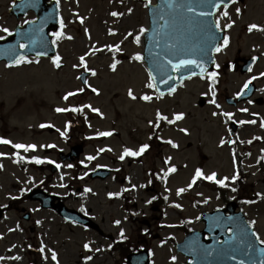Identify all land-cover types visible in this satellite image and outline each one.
Listing matches in <instances>:
<instances>
[{"label":"rangeland","instance_id":"obj_1","mask_svg":"<svg viewBox=\"0 0 264 264\" xmlns=\"http://www.w3.org/2000/svg\"><path fill=\"white\" fill-rule=\"evenodd\" d=\"M143 1L60 0L65 24L63 31L67 37H72L64 38L58 47L64 67L57 68L50 60H30L31 63L7 68L0 64V137L13 143L37 145L35 150L27 153L20 150L21 155L40 156L46 158L47 162L58 159V153L46 154L47 145L60 142L62 144L59 145H63L59 140L64 139L48 132L42 133L41 124L54 125L60 133L66 130V136L79 133L80 127L70 125L73 111L57 112V107L80 108L91 105L100 109L103 115L83 107L80 113L97 117L91 122L90 130H86L87 134L110 129L120 133L118 138L89 143L81 158L86 166L92 163L87 159L88 156H94L96 163L101 165L109 164L113 157L121 155L123 144L136 147L141 142L150 145L141 163L131 166L126 163L118 174L123 176L126 173L127 180L137 185L125 202L112 199L108 193L118 192L123 185L128 187L126 182L118 184L112 179L76 180L70 188L75 170L67 167V164L59 173L52 174L45 163L27 166L24 160L16 162L13 153L17 150L11 145L1 147L0 153L7 155L0 156V164L3 165L0 168V203L10 207L0 220V257L4 258L0 259V264H56L51 259L52 251L57 253L59 264H123L124 257L108 247L114 239H121V229L130 244L151 250L153 264H182L188 258L177 255L174 246L176 241L172 239L181 241L185 236V226L194 228L202 210L223 206L225 198L235 199L239 203L250 220L256 221L259 235L264 238V160L260 159L264 156L261 151L264 149V128L260 126V121L264 120V104L255 102V98L264 99V77L259 75L264 72V31L249 32L247 27L251 23L264 26V0H239L228 9L229 17L219 15L221 26L230 20L235 21L229 31L227 47L217 54L220 68L217 70L219 75L214 90L219 108L209 102L213 99L210 91L212 82L206 77L190 79L174 95L160 99L156 98L155 89L146 87V64L132 58L137 52L143 55L144 51V35L137 45L134 42L135 34L141 26H149L148 8L144 6L147 0ZM12 2L0 0V29L7 27L10 32L15 25H25L24 21L34 19V15L20 18L11 16L9 9ZM128 8L133 11L128 13ZM237 8L241 9L240 13L236 12ZM113 11L124 15L113 17ZM79 17L84 18L83 23ZM109 29H113L114 34H110ZM129 32L133 35L128 36ZM0 36H6V33L0 30ZM115 44L120 45L121 51L114 52L104 47ZM93 48L99 51L93 52ZM85 53H89L85 57L88 67L96 71V75L91 74L88 79L91 88H85L79 78L85 69L73 67L80 63L79 57ZM250 56L258 57L250 73L244 75L239 70L229 68V63ZM113 60L119 61L115 70L110 67ZM252 76L257 77L253 81L258 86L252 102H243L236 107L226 104L225 98L238 96L237 93L241 92L244 83ZM80 88L84 91L77 92ZM92 88L98 91L91 93ZM129 89L136 99L128 95ZM68 92L76 94L65 100L64 96ZM146 93L153 95L151 101L141 99ZM201 98L206 101L204 106H200ZM242 108L248 111L241 112ZM157 110L169 119H173L178 112L185 115L166 128L168 122L161 120L163 131L155 136L153 124L157 122ZM214 112L217 115H213ZM223 112H231L233 117L229 119ZM253 113L258 115L254 116ZM241 120L257 122L238 123ZM233 121L239 125L237 131L230 127ZM77 124L80 126V122ZM181 129H187V132ZM114 139L118 141L114 143ZM221 139L226 141L223 145L220 144ZM168 140L178 147H173ZM229 140L235 143H227ZM249 140L251 143H248ZM100 148L106 150L99 152ZM97 152L102 154L98 156ZM168 157H171L170 161ZM173 164L180 170L168 175L166 180L161 179ZM200 166L205 174L215 171L218 179L225 176L230 178L237 173L238 179L226 181L229 187L213 181L196 183L177 196L176 190L186 187L195 169ZM150 177L154 182L149 184ZM42 183H45L47 190L64 196L72 191L73 198L66 205L76 209L83 207L87 215L100 226L102 233L67 223L56 212L43 209L38 202L25 198L26 194ZM86 188L92 191L85 193ZM232 188L237 190L234 192ZM153 196L157 198L147 203ZM158 201L161 202L160 209L155 210ZM175 203L181 204L182 208L172 207ZM22 208L31 213L30 221L23 218ZM116 220L121 223L115 224ZM161 241L164 243L161 244ZM85 243L91 244V250L83 247ZM41 247L45 248L43 253L39 251ZM96 248L101 251L96 252ZM88 255L93 259L86 261L84 257ZM173 255L178 257L176 263L170 259ZM17 256L20 259H13Z\"/></svg>","mask_w":264,"mask_h":264},{"label":"snow or ice","instance_id":"obj_2","mask_svg":"<svg viewBox=\"0 0 264 264\" xmlns=\"http://www.w3.org/2000/svg\"><path fill=\"white\" fill-rule=\"evenodd\" d=\"M121 3H123V0H120ZM235 0H199V3L196 4L195 6L192 3H185L184 0H162V2L159 5H156L155 7H153L152 10V15H153V23L157 24L158 27L153 28L152 32H153V38H158L157 43H156V47L157 48H162L163 51L162 52H158L156 53V56L153 58V68H150L148 70V83L146 85L147 88L149 89H155V95L157 99H160L161 97H163L165 95V93L163 91H161L158 87H157V76H156V72H160L161 73V77L159 79V83L160 84H167L168 81L173 79V76L169 74V68L173 71V72H180V71H184L186 73H188V77L187 78H191L192 76H196V75H200L202 78L206 77L208 80H210L212 83L210 85V91L212 94L213 99H211L209 102L212 104H215L218 108L220 107V105H218L216 103L215 100V95L216 92L214 90V85L217 82V77L219 75V73L217 71H207V68L205 67V61L207 59H210V57L208 56V53H211L212 51L215 52H221L224 48L227 47L228 43H229V37L227 35H223L218 36L217 35V30L219 31H223V28H231L233 26V24L235 23V21H229L228 23L223 25V28L221 26V22L220 19H216L214 23L209 22L206 20L207 17H210L213 15V13L211 11H204L201 10L199 12H197L198 8H211V9H220L221 5H223L224 10L220 13V15L222 17H229V12H228V3H234ZM60 5V0H56V7L59 8ZM153 5V0H147V3L144 5L146 8L150 7ZM128 13H131L133 11L132 8H128L127 9ZM237 13L241 12V9L237 8L236 9ZM111 15L113 17H120L122 15H124V13L118 12V11H113L111 12ZM185 16H189V23L193 24L201 33V42L199 44V46L197 47H193L190 45L188 38L185 36V34L183 32H180V29L177 27L178 22L181 21ZM80 22L83 23L84 22V18L83 17H79ZM159 21H163L162 24L159 23ZM24 23H30V21H24ZM59 26H60V30L59 31H53L52 32V36L55 37V39L52 41L53 44H56L58 40H60L61 38H63L65 36V33L63 31L65 24H64V20L61 17L59 20ZM248 31L252 32L253 30H258V31H264V26H261L257 23H251L248 26ZM2 30L4 33L6 34H11L10 33V29L7 27H3ZM171 30V31H169ZM149 31V28L141 26L139 29V32L137 34H135L134 36V42L139 45L141 42V36L144 35L145 33H147ZM85 32H88L87 29H85ZM109 33L110 34H114V30L113 29H109ZM174 33H179V35H174ZM133 33L129 32L128 36H132ZM68 39H72L71 36L67 37ZM90 38V37H89ZM0 39H4L3 36H0ZM222 39L223 43H219L218 41ZM159 41H163V43L161 44ZM34 43V41H32ZM20 48H26L27 44H20L19 45ZM104 47L108 48L110 51H114V52H119L121 51L120 45L119 44H115V45H105ZM95 51H99V49L93 48V52ZM0 54H4V55H10L12 58L10 59V63L8 66H12V65H20L23 63H31V61L29 60L27 55H24L23 53L20 54H16L15 53V48L13 46H8L6 49L0 51ZM46 52H39L37 53V56L40 55H46ZM89 55V53H85V55H82L79 57V61L80 63L78 65H73V67H83L85 69V71L90 72L93 76L96 75V71L93 68H89L87 61L85 59V57ZM162 57V59H161ZM135 60L138 61H143L144 57L141 53L137 52L135 53V55L132 57ZM53 59V63L55 64V66L57 68H59L61 66V57L57 54L54 57H52ZM255 60V58H253ZM119 63V61L113 60L112 64L110 65V67L115 70L117 67V64ZM215 67L217 69L220 68V65L217 63L215 64ZM194 69H198L199 72H197ZM249 71H251V69H249ZM260 76L264 77V72L259 73ZM181 79V83L183 82V78ZM257 79L256 76H252L248 81H246L243 85V89H247L249 87V84H251V82L253 80ZM85 84H88L87 80H84ZM88 87L91 88V85L88 84ZM243 89H241V92H238L237 95H241L243 92ZM84 89L80 88L77 89V92H83ZM93 92H97L98 90L95 88H92ZM176 91V87L175 86H171L168 88V92L169 94L174 93ZM76 93L75 92H68L65 96L64 99L68 100L69 97L74 96ZM128 95L132 98V99H136L137 97L133 94V91L131 89H129L128 91ZM206 95V93H205ZM141 99H143L144 101H151L153 99V95H149V94H144ZM252 101H249V103H251ZM83 107H88L91 108V110L93 112L96 113H100V109L98 108H94L91 105H85L82 106L80 108L77 107H71V108H60L57 107L56 111L57 112H67V111H73V112H77V111H82ZM241 112H247L248 109L247 108H242L240 109ZM101 115H103V113H100ZM185 113L183 112H178L174 114V118L173 119H169L168 116L164 115L163 113H161L159 110H157L156 112V119L157 121H167L169 124H173L178 120H181L184 118ZM213 115H217V113H213ZM223 115L225 117H228L229 119H231L233 117V113L231 112H223ZM253 115H258L257 113H253ZM257 121L256 120H248V121H238V123L240 124H245V123H249V124H255ZM149 123H153L152 121H149ZM52 126L54 127V125H46V124H41L40 127L44 128V127H49ZM158 126V124H157ZM260 126L262 128H264V120L260 121ZM181 131L187 132V129H181ZM62 136H66V130L64 132H61ZM97 136H111L112 132H97L96 133ZM169 144H172L173 147H178L177 144H175L172 140H168L167 141ZM226 141L224 139H221L220 144L223 145ZM0 143L2 144H8L11 145L14 149H16L17 151H15L13 153V155L16 157V162H19L21 160H31L34 161L36 164H42L45 162L46 158H41L40 156H31V157H27V156H23L21 155L20 150H23V152L27 153L29 151H33L37 148V145L34 143H13L12 140H8L5 139L3 137H0ZM227 143L230 144H234L235 141L234 140H229L227 141ZM248 143H251V140L248 141ZM47 147H55V145H47ZM150 147V145L148 143H143L139 146L138 149H133L131 147H125L123 149L122 154L119 156L120 160H124L125 157H138L141 156L148 148ZM106 149L105 148H100L99 152H104ZM109 151H111V149H107ZM262 152H264V149L261 150ZM7 155L6 153H0V156H4ZM233 158L235 161V153L233 154ZM88 160H94L95 157L94 156H88L87 157ZM169 161L171 160V157L167 158ZM261 160H264V156L260 157ZM53 164H56V167L59 168L60 165L56 163V161H50ZM259 162V161H258ZM81 163L83 164L84 161H81ZM3 165L0 164V168H2ZM67 167L71 168L73 167V165L69 164L67 165ZM177 171L176 166L173 164L170 167H168V169L164 172V176L161 177V179L166 180L168 175L170 173H175ZM85 175H87V173H85ZM199 179H203L206 181H213L218 185H221L223 187H229V185L226 183V181H228L229 179H231L232 181H236L238 179V173L236 175L231 176L230 178L225 176L221 179L217 178V173L215 171L209 173V174H205L204 170L201 168H197L195 169V173L191 178V181L189 183H187L186 187H180L176 190V195L180 196L182 193L186 192L188 189H191L197 182V180ZM151 183V180H149V184ZM131 187L133 189H135L137 187V185L133 184L131 185ZM141 187H144V185H141ZM128 189H124L123 191H127ZM236 188H232V191H236ZM86 192H91L92 189L90 188H86L85 189ZM121 195V192H109L108 196L109 197H118ZM199 195V194H198ZM258 196H260V193H257ZM157 197L153 196L151 198V200H148L147 203H151L153 200H155ZM165 199H167V197H165ZM205 203H207V200L204 201ZM247 203H253L254 201H246ZM174 206L176 208H182V205L179 203H175ZM0 207H4V206H0ZM197 219H199V217H197ZM229 220H231L232 218L229 217ZM37 223H40V221H37ZM115 224L119 225L121 223L120 220H116L114 222ZM250 225H255V221H249L248 222ZM217 226H219V223L217 224ZM169 227H173V225H169ZM12 229H10L11 231ZM145 231H147V229H145ZM228 231H232L231 228L228 229ZM241 231H244V229L242 228ZM252 235L255 236V239L259 242L260 245H264V238H261L260 235L258 233H256L254 231V229L252 230ZM120 238L121 239H126V237L124 236V230L121 229L120 230ZM230 239H232V237H230ZM164 241H161V244H163ZM29 247H31V245H29ZM83 247L87 250H91V244L90 243H85L83 245ZM109 248L112 247V245H108ZM249 248H252L253 245L251 243H249L248 245ZM39 251L41 253H43L45 251L44 247H41L39 249ZM96 252H100L101 249L100 248H96L95 249ZM261 252H264V249H260ZM0 259H4L3 257H0ZM13 259H20L19 256L14 257ZM51 259L53 261L56 262V264H59V261L57 259V253L55 251H52L51 254ZM84 259L86 261H90L93 259V257L91 255H88L86 257H84ZM171 261L175 262L177 261L178 257L173 255L170 257ZM232 259H235V256L232 257ZM241 264H243V261L241 262ZM261 264H264V260L261 261Z\"/></svg>","mask_w":264,"mask_h":264},{"label":"water","instance_id":"obj_3","mask_svg":"<svg viewBox=\"0 0 264 264\" xmlns=\"http://www.w3.org/2000/svg\"><path fill=\"white\" fill-rule=\"evenodd\" d=\"M44 1H46V0H44ZM184 1H187V0H184ZM194 1L195 0H190L188 2H190L192 4H196ZM38 4H39V0H20V1L16 2V6L13 7L12 12L16 9L18 11L20 8L22 9V7H24V9H25L23 14L26 13L29 9H34L38 14V25L43 26L49 17L48 15L42 14L44 12V10L47 9V6L44 5V6L39 8L37 6ZM52 8L54 10V14L52 15L54 17V23L51 27H49V29H51V28L55 29L56 23H57V15H58L57 9L58 8L56 7L55 1H53V7ZM202 10H207V9H202ZM212 10H214V9H212ZM21 13L20 14L17 13V14L21 15ZM207 18H208V21L212 22V16L207 17ZM189 19H190L189 16L184 17L181 21L178 22L177 27L180 29V32H183L185 34V36L188 38L190 45L193 47H197V46H199V44L201 42L200 31L193 24L189 23ZM159 23L162 24L161 21H159ZM151 24H152V27L145 37L146 46H147L146 53H145V60L147 61L149 68L154 67L153 66V58L156 56V53L163 51L162 48L156 47V43H157L158 38H153L152 29L158 27L157 24L153 23V18L151 19ZM32 25H33V23L31 22L25 28L17 29L15 31V34L12 35V37H9L6 39V41L4 42L6 45L0 46V51L6 49V47L8 46V43H11V45L15 48L16 54L28 53L29 49L32 47V45L37 42V38L34 39L32 37L40 35L38 30L35 29ZM169 31H171V30H169ZM174 35H179V33H174ZM219 36H221V35H219ZM21 41H25V43L27 44V47L25 50H19L18 49L19 42H21ZM32 41H34V43ZM159 42L161 44L163 43V41H159ZM43 44L48 45V47L50 49V53L48 55L53 57L54 56V47L51 44L50 35H48V29L47 28L45 31V37L43 38ZM208 56L210 57V59H207L205 61V67L207 68V71H210L213 69V66L215 63L214 51H212L211 53H208ZM6 57L8 59L12 58L10 55H7ZM161 59H162V57H161ZM194 70L199 72L198 69H194ZM155 74L157 76V86L164 93L168 91L169 87H171V86L176 87L181 82L180 78L185 79L188 77V73L184 72L183 70L180 72H173L169 68V74L173 76V79L168 81L167 84H160L159 79L161 77V73L157 71ZM175 74L179 75L178 80H175ZM247 92H248V90L246 91V96H250L251 92L249 91L248 92L249 94H247ZM77 155H79V153H77ZM47 196L44 195V193H42V192L38 196L39 199H42L45 206H51L52 205L54 208H56L59 211V213L61 215H63L64 217H66L69 220H76L80 223H85V224L87 223L81 217H78L76 215V213L71 212L67 208H65L62 204H59V205L52 204L53 200H55L56 197H52V196L47 197ZM46 198L51 199V201L49 202V200H46ZM228 208L230 210H234L235 204H233V203L229 204ZM237 222L239 223V225L242 226L241 228H243L246 232L247 231L250 232L249 227L247 225H245V223L242 219V215L238 214ZM251 237H252V239L254 238L253 235H251ZM227 244H229V241L226 244H221V245L214 246V247L211 246L212 248L209 247L206 249V254L203 251V253H202V264H222V252H223V250ZM248 245L249 244H245L243 246H240L239 256H238L236 264H241L242 261H243V264H261V261L264 260V252H261L260 249H264V246H260L256 242L254 244H252L253 245L252 248H249ZM178 247H179V249L183 250L184 244L179 245ZM194 257H195V263H197L199 259L196 256H194ZM130 261H132V259H130ZM143 264H149L148 257H145ZM191 264H194V263H191Z\"/></svg>","mask_w":264,"mask_h":264},{"label":"flooded vegetation","instance_id":"obj_4","mask_svg":"<svg viewBox=\"0 0 264 264\" xmlns=\"http://www.w3.org/2000/svg\"><path fill=\"white\" fill-rule=\"evenodd\" d=\"M83 131L84 130L80 131V135L73 134L66 140V144H67V148H68L67 150H70L76 144H83L85 147H87V140H86V138L82 137L83 136ZM113 134L116 137H118V134L116 132H113ZM53 151L61 152V150H55V149ZM119 163H122V161H119ZM132 164H133V161H129L128 162L129 166H131ZM96 167L97 166H95L94 168H96ZM107 167L110 168V170H111L110 178L114 177V179H116L118 174H120V170H117V168H115V166H113V167L107 166ZM83 171H86V168L84 166H80L79 172H83ZM121 181L123 182L124 180H121ZM80 210H82V209H80ZM201 227L202 228L205 227V224L203 223V221H202Z\"/></svg>","mask_w":264,"mask_h":264}]
</instances>
